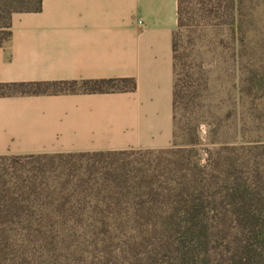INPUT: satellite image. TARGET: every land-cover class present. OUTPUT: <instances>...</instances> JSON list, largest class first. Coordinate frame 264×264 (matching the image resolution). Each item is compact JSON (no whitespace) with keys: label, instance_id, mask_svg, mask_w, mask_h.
<instances>
[{"label":"trees","instance_id":"16d2710c","mask_svg":"<svg viewBox=\"0 0 264 264\" xmlns=\"http://www.w3.org/2000/svg\"><path fill=\"white\" fill-rule=\"evenodd\" d=\"M233 2L177 0L173 138L178 104L185 99L187 106L203 107L201 92L208 83L200 79L199 65L182 73L179 32L194 15L199 18L197 27L233 28ZM40 7L41 0H0V46L10 38L12 13ZM134 87L129 78L0 83V96ZM204 120L215 134L214 120ZM199 124L197 120L195 130ZM209 143L203 163L196 143L178 151L169 147L0 155V264H264V141L244 142L237 132L232 140ZM135 151L171 156L112 160L105 165L28 161Z\"/></svg>","mask_w":264,"mask_h":264},{"label":"crops","instance_id":"0c3cea01","mask_svg":"<svg viewBox=\"0 0 264 264\" xmlns=\"http://www.w3.org/2000/svg\"><path fill=\"white\" fill-rule=\"evenodd\" d=\"M177 0H41L14 12L0 83L129 78L133 90L0 96V155L161 150L173 141Z\"/></svg>","mask_w":264,"mask_h":264},{"label":"rangeland","instance_id":"374dc122","mask_svg":"<svg viewBox=\"0 0 264 264\" xmlns=\"http://www.w3.org/2000/svg\"><path fill=\"white\" fill-rule=\"evenodd\" d=\"M228 3V0H223ZM235 22L231 25L197 27L194 15L179 32V54L182 73L194 65L200 66V79H207V89L201 92L203 107L180 102L175 112L172 151L189 149L195 144L203 163L210 140H232L239 133L244 142L264 141V0H233ZM250 79H253L252 81ZM201 81V80H200ZM252 87H250V83ZM203 85V81L199 82ZM203 87V86H202ZM204 119L214 120L217 132ZM197 120L200 121L195 130ZM216 129V128H215ZM214 130V129H213ZM179 154V153H178ZM171 153L154 151L105 157L30 158L31 163L59 165L112 160L170 157Z\"/></svg>","mask_w":264,"mask_h":264}]
</instances>
